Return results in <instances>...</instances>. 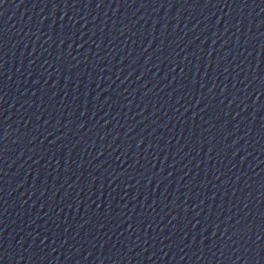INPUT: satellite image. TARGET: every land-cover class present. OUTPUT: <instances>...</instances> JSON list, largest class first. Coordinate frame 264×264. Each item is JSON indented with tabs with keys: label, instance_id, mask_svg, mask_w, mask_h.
Masks as SVG:
<instances>
[{
	"label": "water",
	"instance_id": "1",
	"mask_svg": "<svg viewBox=\"0 0 264 264\" xmlns=\"http://www.w3.org/2000/svg\"><path fill=\"white\" fill-rule=\"evenodd\" d=\"M0 264H264V0H3Z\"/></svg>",
	"mask_w": 264,
	"mask_h": 264
},
{
	"label": "snow or ice",
	"instance_id": "2",
	"mask_svg": "<svg viewBox=\"0 0 264 264\" xmlns=\"http://www.w3.org/2000/svg\"><path fill=\"white\" fill-rule=\"evenodd\" d=\"M3 2V0H0V3H2Z\"/></svg>",
	"mask_w": 264,
	"mask_h": 264
}]
</instances>
